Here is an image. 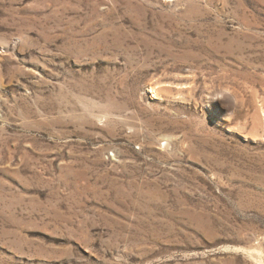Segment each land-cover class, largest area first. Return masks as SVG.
<instances>
[{
    "label": "rangeland",
    "instance_id": "374dc122",
    "mask_svg": "<svg viewBox=\"0 0 264 264\" xmlns=\"http://www.w3.org/2000/svg\"><path fill=\"white\" fill-rule=\"evenodd\" d=\"M0 264H264V0H0Z\"/></svg>",
    "mask_w": 264,
    "mask_h": 264
},
{
    "label": "bare ground",
    "instance_id": "6f19581e",
    "mask_svg": "<svg viewBox=\"0 0 264 264\" xmlns=\"http://www.w3.org/2000/svg\"><path fill=\"white\" fill-rule=\"evenodd\" d=\"M262 107V106H261ZM259 108V107H258ZM260 109V108H259ZM262 109V108H261ZM258 110V109H257ZM258 111H260V110H258ZM261 113H263L262 111H260ZM261 115V114H260ZM258 116V115H257ZM258 118H259V116H258ZM260 121V120H259ZM255 123V122H254Z\"/></svg>",
    "mask_w": 264,
    "mask_h": 264
}]
</instances>
